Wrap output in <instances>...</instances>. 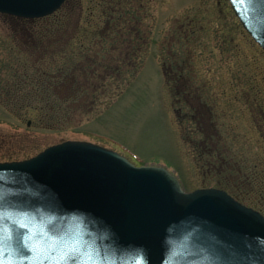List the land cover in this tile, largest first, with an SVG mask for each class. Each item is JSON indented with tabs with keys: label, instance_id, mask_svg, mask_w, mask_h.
<instances>
[{
	"label": "rangeland",
	"instance_id": "rangeland-1",
	"mask_svg": "<svg viewBox=\"0 0 264 264\" xmlns=\"http://www.w3.org/2000/svg\"><path fill=\"white\" fill-rule=\"evenodd\" d=\"M121 4H126L122 15L141 35L137 56L129 46L119 48L125 37L112 32L115 26L105 16ZM34 29L65 32L57 48L69 44L67 55L35 51L26 34ZM185 32L190 34L187 40ZM108 35L116 40L109 42ZM103 40L105 49H99ZM35 60L43 67L51 61H56L53 67L76 64L70 74L71 81H76V111L71 120H60L48 130L29 115H13L0 104V161L26 159L63 141H86L115 151L137 166H164L175 172L187 191L225 190L218 185L230 180L240 186L237 194H251L240 183L254 181L251 169L264 164V134L260 133L264 125L257 123L259 106L264 107V51L246 33L228 0H67L58 14L40 25L0 14V84L12 82L11 71L17 68L26 73L24 66ZM95 62L110 65L112 73H105L103 65L97 67V75L86 74V65L96 66ZM178 66L190 70L195 84L207 88L216 100L219 144L226 152L223 164L198 158L192 149L203 138L186 118L194 113L186 108L188 102L174 96L162 73L177 71ZM69 104L58 117L75 109ZM178 120L188 133H182ZM234 170L247 178L241 179ZM236 190L229 186L225 191Z\"/></svg>",
	"mask_w": 264,
	"mask_h": 264
},
{
	"label": "water",
	"instance_id": "water-1",
	"mask_svg": "<svg viewBox=\"0 0 264 264\" xmlns=\"http://www.w3.org/2000/svg\"><path fill=\"white\" fill-rule=\"evenodd\" d=\"M64 2L0 0V13L39 18ZM230 3L264 48V0ZM0 264H264V217L222 190L186 193L165 168L66 141L0 163Z\"/></svg>",
	"mask_w": 264,
	"mask_h": 264
},
{
	"label": "trees",
	"instance_id": "trees-1",
	"mask_svg": "<svg viewBox=\"0 0 264 264\" xmlns=\"http://www.w3.org/2000/svg\"><path fill=\"white\" fill-rule=\"evenodd\" d=\"M129 6L132 5L130 4ZM125 7L126 4H121L118 7H112L113 10H110L108 15H105L107 17V21H111L113 23V26H115V30H113L112 32H118L120 36L123 35L121 34L123 30L121 26H124L126 28L130 25V20L128 19V17L124 18V15H122L126 12ZM59 11L46 18L24 20V22L34 23L35 25L47 23L53 16L58 14ZM48 31L49 32H41V29L27 31L26 34L29 35L30 41L32 42H30V46L34 48L35 51L43 53V55H47V53L54 51H57L56 53H58V55H67L64 52H66L67 48L70 47L69 44H66L65 48L64 46H62V50H58L57 48V46L60 44V38L65 32H52V30L49 29ZM105 35L107 36V34ZM108 40L110 42L111 40L115 41L116 39L114 40V38L112 39L108 35ZM105 43L106 41L104 40L103 43L100 42V45H98L99 49H102V46L104 47ZM124 44L125 40L124 42L123 40H121L119 42V48H124ZM50 48L52 49L49 50ZM103 49H105V47ZM97 56L100 57L101 53L99 55L97 54ZM46 58L47 57L43 58V60H45ZM112 59V57H108L109 61H112ZM120 59L123 61L125 60L123 56ZM39 61L40 60H35L31 64V66L23 65L26 68V73H21V71L19 72L18 68L16 72L11 71L12 73L10 74V77H12V82H7L5 80L0 84V104L4 108L8 109V111L13 113V115H29L27 117L32 118L34 120V123L39 124L40 127L50 130L53 129L51 127H54V124L60 120H71L73 118L74 112L76 111V100L73 99L74 96L76 98V81H71L70 79V74L75 71L71 69L76 68V64L73 66H69L68 64L63 63L62 66L53 67L56 64V61H51L49 62V64L47 63L43 67L42 65H38ZM95 65L96 66H93L91 63L87 64L86 66L88 67L89 72L86 71V74H91L93 76L95 74L97 75V70L100 69L97 67L103 65H105L103 67L105 69V73H112V67H110V65L96 62ZM50 66H52V68ZM121 68H123V66ZM172 72L171 74L168 71L166 73V77L168 78V85L171 88V92L173 91L172 93L174 94V96H179V98L185 103L188 102V105L185 103L184 104L186 108L192 110L194 114L186 118H188L189 122H191L192 124H196V130L200 131V137L203 136L202 140H200L199 142L200 145H195V147L192 146V149H194L195 154L198 158L207 159V162H210L212 160L217 162L219 161V163L223 164L222 159L224 158H222V156H224L226 152L223 148H220L219 144L220 138L218 135L216 124V120L218 118L217 115H215L216 100L209 94V90L207 88L200 87L195 84L192 73H190V70L185 68V66H183L182 73L177 75V77L174 76ZM100 88L102 89V91H104L103 87ZM98 89L99 88H96V91ZM57 91L60 92L59 95L57 94L58 98H54L55 92L57 93ZM190 101H192L193 103L191 106L189 104ZM69 103H73V105H75V109H72L70 111V114L68 115L65 114V116L58 117V113L65 110L63 108L64 105ZM259 111H261L259 115L260 120L257 121V123L261 122V125H264V107H261L260 105ZM53 114H56V116L53 117ZM176 114L178 115L177 110ZM178 122L182 127V133H188V130H186V128L182 126L179 120ZM204 125L208 127L207 130L202 127ZM260 133L264 134V130H260ZM262 140L264 142L263 138ZM187 144H189V142ZM36 146L37 145L34 144L32 148ZM0 157L3 156L0 155ZM208 166L211 167L212 165ZM259 166H253V168L251 169L253 171V174L250 180L252 181L254 179V181L250 182V184L244 182L240 183V185L250 188L251 194L249 196L237 194V192H240V186H235V184L230 180H225L226 182H223L224 185L218 186H221L220 188H223L225 190L228 189L229 186L234 189H238L236 190V193H229L238 201L248 204L264 215V164H260ZM239 171L242 170L240 169ZM239 171L234 170L238 177L247 178L246 174ZM254 194H257L259 197H253Z\"/></svg>",
	"mask_w": 264,
	"mask_h": 264
},
{
	"label": "flooded vegetation",
	"instance_id": "flooded-vegetation-1",
	"mask_svg": "<svg viewBox=\"0 0 264 264\" xmlns=\"http://www.w3.org/2000/svg\"><path fill=\"white\" fill-rule=\"evenodd\" d=\"M130 3V2H129ZM140 5H142V4H140ZM185 30L183 29L182 30V33L184 32ZM124 32H125V34L127 33V32H129V34H130V32H131V34L130 35H132V37H130L129 36V34L127 33V35H122V36H124L125 38V44H124V46L128 49V46H129V48H130V52H133L134 54H135V56H137L141 51V44L142 43H140V41H139V39H140V37H141V35L139 34V30H136V28L134 27V26H132V24L130 23V25L128 26V27H126V29L125 30H123V34H124ZM186 34H184V36L185 37H187L185 40H187L189 37H190V34H188V32H185ZM123 39V38H122ZM132 61V60H131ZM179 67V66H178ZM178 67H177V69H178ZM181 67V66H180ZM179 67V69L176 71L175 69H174V71L172 72V71H168L170 74H171V72H172V74L174 75V76H176L177 77V75H179V74H181L182 73V67L180 68ZM164 73H165V75H166V73H167V71H164Z\"/></svg>",
	"mask_w": 264,
	"mask_h": 264
}]
</instances>
